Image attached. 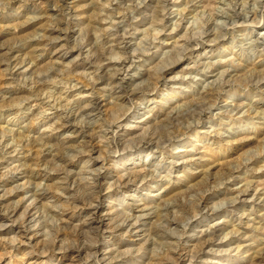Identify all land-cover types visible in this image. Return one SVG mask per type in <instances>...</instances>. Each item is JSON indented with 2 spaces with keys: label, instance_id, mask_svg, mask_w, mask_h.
<instances>
[{
  "label": "rangeland",
  "instance_id": "rangeland-1",
  "mask_svg": "<svg viewBox=\"0 0 264 264\" xmlns=\"http://www.w3.org/2000/svg\"><path fill=\"white\" fill-rule=\"evenodd\" d=\"M0 264H264V0H0Z\"/></svg>",
  "mask_w": 264,
  "mask_h": 264
}]
</instances>
